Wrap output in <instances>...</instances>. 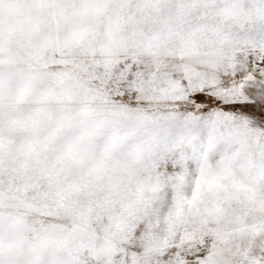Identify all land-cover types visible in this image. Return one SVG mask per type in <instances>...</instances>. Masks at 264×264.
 <instances>
[{
  "label": "snow or ice",
  "instance_id": "1",
  "mask_svg": "<svg viewBox=\"0 0 264 264\" xmlns=\"http://www.w3.org/2000/svg\"><path fill=\"white\" fill-rule=\"evenodd\" d=\"M0 264H264V0H0Z\"/></svg>",
  "mask_w": 264,
  "mask_h": 264
}]
</instances>
